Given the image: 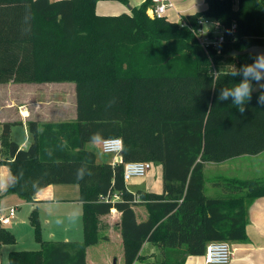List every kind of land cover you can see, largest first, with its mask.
I'll return each instance as SVG.
<instances>
[{
	"label": "trees",
	"instance_id": "obj_1",
	"mask_svg": "<svg viewBox=\"0 0 264 264\" xmlns=\"http://www.w3.org/2000/svg\"><path fill=\"white\" fill-rule=\"evenodd\" d=\"M97 1L0 0V83L72 82L75 105L72 121H29L25 149L11 139V123L0 125V163L12 175L4 192L32 201L49 184L76 183L83 231L79 244L11 250L6 264H86V247L106 239L99 217L112 208L120 213L124 264L141 259L144 242L162 247L158 264H182L171 249L201 255L210 241L247 242V204L264 195V180L228 178L216 182L224 196L208 197L203 166L264 150L259 91L243 115L231 99L218 101L221 88L240 79L220 65L239 68L254 57L225 55L264 43V0H203L202 8L182 15L188 26L150 17V0L116 15L98 14ZM200 16L225 27L234 21L235 38L204 51L191 31ZM95 132L121 138L118 161L98 160L84 146ZM140 160L160 163V192L126 189L123 164ZM82 165L91 175L77 180ZM139 204L147 212L141 221L134 211ZM30 221L38 237L34 210Z\"/></svg>",
	"mask_w": 264,
	"mask_h": 264
},
{
	"label": "rangeland",
	"instance_id": "obj_2",
	"mask_svg": "<svg viewBox=\"0 0 264 264\" xmlns=\"http://www.w3.org/2000/svg\"><path fill=\"white\" fill-rule=\"evenodd\" d=\"M111 1L123 5L125 7L124 11L129 10V8L131 9V7H138L141 4L139 0H127V3H122L118 0ZM202 2L203 0H173L175 7L180 10H184L194 4L195 7L191 8L189 11L199 10L202 6ZM167 16L177 21L173 11L168 10ZM226 56L227 55H225V59L233 58V56ZM231 65L234 64L224 62L220 66L225 69H232ZM70 102H72V94L68 104H70ZM66 108V111L68 110L69 113L67 117L63 118V121L74 120V118L72 119L71 117L69 106ZM63 111L65 112V109H63ZM26 133V129L21 122L11 124V139L18 143H22L23 141L26 144L30 143L31 137ZM84 146L95 151L98 160L103 159L112 162V157L115 156L112 154H102L99 151V145L94 146L90 142H86ZM160 170L161 166L159 162L152 163L150 169L144 176H134L125 181L126 189L132 193L138 190L144 191L147 189L146 187L149 185V182H152L153 191L160 192L162 188L161 179L159 177V183L158 177L155 179V171L160 172ZM0 174L6 177L8 183L10 171L6 163L0 164ZM228 175L264 180V150L257 156L245 155L230 158V160H227L223 165L212 162H207L204 165V176L207 183H224ZM41 189H48L49 192L44 198L35 203L20 199L14 192H4L5 190L0 191V215L5 214L9 207L17 206L11 222L5 225L0 224L1 231L3 232L0 237V264L7 263L8 254L11 250H35L40 247L42 242L76 241L77 244L83 242L82 205L78 200V185L76 183L59 182L49 184ZM33 210L38 220V237L30 221V215ZM134 210L139 213L136 206H134ZM73 216L74 218H71ZM103 217L104 215L99 217V234L104 236V233L107 232L112 238L109 241L100 239L96 244L86 247L87 264H113L114 260H116V264H120V256H122L123 260V249L121 244L114 237L116 228L111 227L106 229L105 227L110 223L113 224L114 219L111 217L104 219ZM9 236L13 239L9 240ZM156 251L158 250L156 249ZM200 256L202 257V254ZM145 257L146 256H142L138 261H144ZM160 257H162V255L159 254L158 251V256H154V259L151 258V260L144 261V264H158ZM178 260L179 258L176 257L173 259L174 262ZM122 264L124 263L122 262Z\"/></svg>",
	"mask_w": 264,
	"mask_h": 264
},
{
	"label": "crops",
	"instance_id": "obj_3",
	"mask_svg": "<svg viewBox=\"0 0 264 264\" xmlns=\"http://www.w3.org/2000/svg\"><path fill=\"white\" fill-rule=\"evenodd\" d=\"M143 1L144 0H139V3H142ZM203 4L204 2H202L201 5L203 6ZM202 6L200 8H202ZM193 7H195L194 4L189 6L188 8H185L184 10H180L177 7H175V9L179 10L182 16L184 14L195 12V10L189 11ZM124 9L125 7L123 5L111 0H99L96 2L95 5V11L98 14L116 15L122 12L129 13L130 8L126 11H124ZM170 11H173V13L175 14L174 10ZM169 20L173 19L169 18ZM71 94L72 102L68 104ZM68 106L71 112V117L73 119L75 118V105L74 89L72 82L16 83L13 81H8L6 83H0V125L4 122H8L11 124L21 122V124H23V126L25 127L27 132L26 134L28 136H30L27 130V124L29 121H35L37 123L63 121V118L67 117L69 113L68 110L66 111V107ZM63 109H65V112L63 111ZM16 143L22 149L27 148V146L29 145V143L26 144L24 141L22 143ZM260 153L261 152L257 154H243L240 156H257ZM112 159V162L118 161L119 155L117 154L113 156ZM227 160H230V158L217 163L223 165L226 163ZM157 177L159 183V177L161 179V170L160 172L155 171V179H157ZM227 177L230 179H252L242 178L235 175H228ZM11 179L12 175L10 173L8 184L10 183ZM146 188L147 189H145L144 191L155 192L152 189V182H149V185ZM203 191L204 194L208 197H222L225 195L221 191V188L216 185V183H207V181L205 180V176ZM48 192V189L38 190L33 196V200L31 202L35 203L36 201L41 200L45 197ZM136 208L139 211V213H137V211L134 210L137 216V220L141 221L145 219L147 216L145 206L143 204H140V206L137 205ZM246 213L247 223L245 230L248 240L247 242L243 243L229 242L231 248V257L230 261L227 264H264V195L250 200L247 204ZM110 217L114 219V223H110L108 226H104L106 227V229L111 227L116 228V234L114 237L122 246V239L118 228L120 213L114 208H112L108 214L104 215L103 218L108 219ZM104 236H106L105 241H109L112 238L111 235L107 232L104 233ZM156 249L159 251V254L162 255V257H160L159 259L161 260L165 255V252L163 251L162 247L151 242H144L140 249V253L143 256H146L144 261H148L149 259L151 260V258L154 259V256H158V251H156ZM169 252L171 253V256L173 258L176 257L179 259H183L182 264H206L203 258V254L202 257L200 255L184 256L183 248L171 249L169 250ZM85 261L87 264L86 255ZM115 261L116 260L113 261V264H116ZM144 261H135L133 264H144ZM122 262V256H120V264H122Z\"/></svg>",
	"mask_w": 264,
	"mask_h": 264
},
{
	"label": "built area",
	"instance_id": "obj_4",
	"mask_svg": "<svg viewBox=\"0 0 264 264\" xmlns=\"http://www.w3.org/2000/svg\"><path fill=\"white\" fill-rule=\"evenodd\" d=\"M168 10H174L180 26H188L187 22L182 19L179 10L175 9L173 0H150L147 6V13L150 17L167 16ZM192 33L198 43L207 52L211 48L218 50L221 43L227 38L234 39L236 24L233 21L229 27H225L218 19L208 16H200L196 19V26L191 28ZM100 150L105 154L117 155L122 150V140L120 137H107L99 145ZM151 163L147 160L127 161L123 164V180L127 181L134 176H144L150 169ZM114 199L119 195L114 194ZM137 200V199H135ZM16 211V206L9 207L5 214L0 215V224L5 225L11 222ZM231 248L227 241H210L206 244L203 258L206 264H227L230 261Z\"/></svg>",
	"mask_w": 264,
	"mask_h": 264
},
{
	"label": "clouds",
	"instance_id": "obj_5",
	"mask_svg": "<svg viewBox=\"0 0 264 264\" xmlns=\"http://www.w3.org/2000/svg\"><path fill=\"white\" fill-rule=\"evenodd\" d=\"M232 71L230 75L234 78L240 77L232 87L221 88L218 96V101H228L231 99L232 105L236 106V110L243 115L246 110V105L252 99L254 85L258 86L259 92L257 102L264 106V52L256 53L253 57V62L250 64L241 65L237 68L231 65ZM220 73L215 72L214 77ZM89 142L96 146L104 142V137L100 132L93 133ZM86 175H91L86 165H82L76 171L77 180H83ZM20 176H23V170H20ZM15 179V177H14ZM8 186L7 179L3 174H0V191L5 190ZM71 218H74L71 217Z\"/></svg>",
	"mask_w": 264,
	"mask_h": 264
},
{
	"label": "water",
	"instance_id": "obj_6",
	"mask_svg": "<svg viewBox=\"0 0 264 264\" xmlns=\"http://www.w3.org/2000/svg\"><path fill=\"white\" fill-rule=\"evenodd\" d=\"M259 52H264V43L263 44H253L242 50L232 49L227 54L226 57H232V56L235 57V56L244 55V54H252L253 56H255V54ZM258 91H259L258 86L254 85L253 93L258 92ZM119 154H121V152Z\"/></svg>",
	"mask_w": 264,
	"mask_h": 264
}]
</instances>
